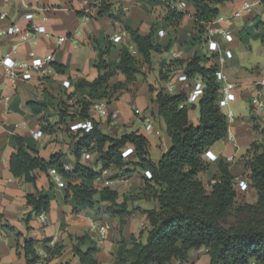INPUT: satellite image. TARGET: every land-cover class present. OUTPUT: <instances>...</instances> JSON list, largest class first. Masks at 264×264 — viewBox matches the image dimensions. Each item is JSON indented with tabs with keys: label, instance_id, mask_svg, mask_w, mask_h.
<instances>
[{
	"label": "trees",
	"instance_id": "obj_1",
	"mask_svg": "<svg viewBox=\"0 0 264 264\" xmlns=\"http://www.w3.org/2000/svg\"><path fill=\"white\" fill-rule=\"evenodd\" d=\"M164 1L168 3L164 19L169 25L176 26V31L186 12L173 6L180 1L193 4L197 9L193 39L205 42L206 26L221 13L219 5L233 0ZM94 5L99 6L98 16L109 15L119 19L118 15L111 12L112 4L109 0H97ZM85 14L84 11H77L78 16ZM124 27L138 55H133L127 44L121 47L118 60L106 58L108 48L99 49L95 64L97 77L92 81L82 78L76 82V89L67 95L69 98L77 97L78 103L71 107L63 100V106L56 109L58 124L68 127L74 120L91 118L90 106L94 101L115 95L118 97L123 86L132 83L137 74L143 73L140 64L151 65L153 53H164L171 49V42L162 45L155 41L156 26H152L147 35L127 24ZM238 37L248 50L252 48V40H260L264 44V21L256 17L252 24H246L239 30ZM55 67L59 72L64 71L62 65L55 63ZM218 68L216 56H210L206 52H195L188 58H178L171 62L162 61L160 77L163 81L173 72L184 70L191 79L201 77L205 87L204 94L198 101V124L190 119L191 107H181L187 99L186 91L169 94L164 86L158 90L154 99L158 105L157 115L165 119L171 139L170 148L162 154L158 162L150 157V142L145 135L137 131L120 136L111 135L105 133L101 123L95 119V128L91 132L72 134L75 137L72 152L76 157L72 171L64 170V164L70 160L64 159L62 152L54 153L48 160L44 159L23 136L15 135L18 150L10 157L11 172L37 185V170L48 172L51 167H56L68 180L65 187L66 198L73 196L82 207H94L96 204L109 202L108 210L120 219L121 226L126 223L130 214L127 205L129 199H156L159 208L145 210L151 226L147 231L146 241L142 240V234L131 237L129 241L122 237L118 242L114 264H172L173 261L185 264L188 262L189 252L201 248L208 250L210 264H264V126H253L263 139L253 142L243 155L246 164L243 174L257 191L256 202L237 203L236 176L228 161L219 160V172L213 176L215 182L211 184V189L198 176L209 166L203 157L205 151L228 137L229 122L218 105ZM119 73L125 76V81L111 83ZM47 104L45 101L29 102L35 114H40ZM91 142H95L94 149L97 154L94 164H101L102 169H122L131 163L136 168L150 169L152 178L146 179L144 190L134 196H125L123 201H119L120 195L116 190L95 187L94 181L101 172L91 164L80 161L82 152ZM129 144L135 147V154L131 159H125L121 152ZM132 171L127 170L125 174ZM27 203L32 207V213L25 219L27 228L30 229L32 214L47 212L51 207V197L37 187L36 194L27 195ZM3 218L0 213V221ZM8 227L18 237L23 235L14 226ZM85 238L76 237L75 255L79 257L81 264H99L96 258L99 247L96 244L85 250L81 248ZM50 240L51 238L45 239V243ZM36 244L35 239L24 240L23 249L28 264H38L42 260L60 255L64 250L61 243L48 245V256L43 258L38 253Z\"/></svg>",
	"mask_w": 264,
	"mask_h": 264
},
{
	"label": "crops",
	"instance_id": "obj_2",
	"mask_svg": "<svg viewBox=\"0 0 264 264\" xmlns=\"http://www.w3.org/2000/svg\"><path fill=\"white\" fill-rule=\"evenodd\" d=\"M109 1L112 4L111 12L118 15L119 19L109 15L98 16L99 6L94 5L97 0H0V30L13 23H20L26 27L29 21L25 19V14L34 12V22L45 25L53 35L47 37L45 34H35L38 41L36 45L31 42H20L16 52H13V44L16 40L8 36H0V59L7 53H12L17 60L30 59L31 52L41 56L53 53L55 56L54 68H56L55 63L64 67L63 72L58 71V75L52 73L45 80L35 77L33 80L19 82L15 85H11L6 79L0 82V213L4 216L0 221V264H28L23 249L26 238L37 240L36 248L43 258L48 256V245L54 246L56 243L64 245V250L60 255L42 260L38 264H65L67 262L81 264L79 257L74 253L77 236L86 237L81 243L82 249L85 250L94 244L99 247L96 254L99 264L115 263L118 242L122 237L129 241L131 237H139L142 234V240L146 241L147 231L151 226L145 210L159 208L156 199H129L127 205L130 214L126 218V223L121 226L120 219L109 212V202L96 204L94 207L78 205L73 196L66 198L65 188H59L52 183L49 171L37 170L39 177L38 183L35 185L26 181L24 177L15 176L10 169V157L18 150L15 135H20L26 139L28 144L34 146L39 156L44 159L48 160L54 153L62 152L63 158L70 160L66 162L70 164V171L73 170L75 155L72 152V144L75 137L64 124L57 123V105L63 100L66 92L71 93L76 89V82L79 79L84 78L92 81L97 77L98 71L95 64L99 49L108 48L109 53L106 58L118 60L121 47L125 44H132L124 24L138 29L143 35L149 34L152 26H156L155 41L162 45L171 42V49L164 53H153L151 65L141 66L143 73L137 74L135 80L130 83L133 88L132 92L122 94V90L119 91V96L109 104L108 108L109 112L113 113L109 121L113 120L114 124L103 120L101 121L102 129L105 133L116 132L119 136L132 131L145 135L150 142V157L155 162H158L162 154L170 148L169 135L167 139L164 136H157L159 130L154 123L159 122L163 117L157 115L158 105L154 101L158 90L155 89L151 92L150 85L153 84L156 88L164 86L162 84L164 81L160 77L161 63L164 60L171 62L173 60L172 52H179L180 58H188L195 52L200 54L206 52V41L201 42L197 38L193 39L194 17L197 9L191 3L182 9L178 8L179 2L173 6L186 12L176 31L174 30L176 26L169 25L164 19L168 11V3L164 0ZM245 2H249L251 7L238 17L244 19L243 24H252L256 17L264 21L263 0L228 1L219 5L220 14L231 16ZM257 3L261 4L259 10H255L253 7ZM77 11H84L86 14L78 16ZM5 12L7 13L6 17H2ZM228 25L238 40V32L242 29V24L239 25L234 20ZM160 29L165 30L163 36L158 33ZM76 34L80 39L78 46H75L72 41V36ZM61 35H68L69 40L59 44L58 37ZM116 35H122V41L115 42ZM230 45L233 48L235 42ZM255 68L258 67H241L236 54L233 59L228 60L225 67L231 80H244L248 85L256 81L264 70L259 67V72L255 73L253 70ZM64 79L72 81V86L68 91L62 87ZM125 79V76L119 73L111 80V83L125 81ZM124 94H127L126 98H123ZM244 100L242 96L241 100L233 104L235 110ZM31 101H45L48 104L40 114H35L29 106ZM133 102L137 103L135 107ZM137 109L140 110V115L136 114ZM239 113L240 116L233 125L235 138L232 140H229L228 137L223 139L226 141L224 148L215 150L216 144L211 147L218 154L219 160L227 161L228 156L236 155L242 149L240 145L242 138L245 139L244 137L252 136L254 133L243 151L239 152L240 157L236 155L235 161L230 164V169L236 177L243 174L241 172L243 166L238 163L239 159L248 151L253 142L260 141L262 137L259 131L253 128L251 118H245L244 113ZM145 119H149L153 124L152 130L145 129L143 123ZM190 119L194 124H198L200 116H192L190 113ZM136 123L137 125H135ZM39 128L43 129L44 136L40 140H35L31 132ZM60 132H64V134H60ZM150 134L154 135L153 140L150 138ZM152 154H157V157L153 158ZM219 160L208 162V168L199 173V178L205 184L215 182L213 176L219 172ZM80 161L92 164L100 172L103 170L101 164L95 165L91 161L86 162L82 156ZM107 169L110 170L113 179L127 175L128 173L125 174L127 170H136L130 180H127L125 176L124 183H115L110 187L119 193V201H123L125 196L135 195L144 190L146 178L143 171H137L139 168H136L132 163L122 169ZM111 171L115 173L113 174ZM65 180L68 183L66 178ZM94 184L95 187H104L96 180ZM211 184L210 187L207 186L208 189H211ZM37 187L51 197V207L44 213L45 223L40 220L39 215L33 213L29 223L31 228L28 229L25 219L28 214L32 213V207L27 203V195L36 194ZM241 194L247 202L257 201V191L251 185L247 191ZM105 224H109L110 229L106 237L102 238L100 230ZM8 226H14L23 235L18 237ZM47 238H51L49 243H45ZM210 263L208 250L201 248L191 250L188 262L185 264ZM172 264H179V262L173 261Z\"/></svg>",
	"mask_w": 264,
	"mask_h": 264
},
{
	"label": "built area",
	"instance_id": "obj_3",
	"mask_svg": "<svg viewBox=\"0 0 264 264\" xmlns=\"http://www.w3.org/2000/svg\"><path fill=\"white\" fill-rule=\"evenodd\" d=\"M186 6V1H180L178 3V8L180 9L185 8ZM250 7L251 4L249 2H245L242 7L237 9L231 16L219 14L206 26V54L210 56L215 55L218 60L219 68L216 73L217 80L220 83L218 105L226 115L229 122V140L235 138L233 133V125L236 119L240 116L234 109L233 104L241 100L242 96L244 99L249 97L250 108L252 110V125L254 126L257 124L259 126H264V70L256 81L248 85V83H246L244 80H231L225 69L228 60L233 59L235 56V51L230 44L235 42L236 35L228 24L233 22L234 17L241 16L245 10L249 9ZM6 15L7 13L5 12L2 14V17H6ZM24 17L29 21V24L26 27L22 26L20 23H13L0 30V36H8L16 40V42L13 44V52H16L20 42H31L33 45H36L38 41L34 36L35 34H45L47 37L53 36L45 25L34 22V12L26 13ZM158 33L160 36H163L165 34V30L160 29ZM67 40H69L68 35H61L58 37L59 44H62ZM72 41L75 46H78L80 44L79 35L76 34L72 36ZM114 41H122V35H116L114 37ZM129 46L132 54L138 55V51L135 46L132 44ZM171 55L173 60L180 58L179 52L174 51ZM54 61L55 56L53 53H48L44 56H41L35 52H31V58L28 60H17L14 58L12 53H7L0 59V82L3 79H6L11 85H15L19 82L33 80L35 77H40L45 80L52 73L58 75V71L53 66ZM164 82L165 91L169 94H177L182 91L187 92V99L181 104V107L194 105L204 94L205 84L203 79L201 77L191 79L184 70H177L173 72ZM71 86L72 82L70 79H64L62 81V87L65 91H68ZM68 93L69 92H66V94L63 96V100L66 101L71 107L76 106L78 103V98H69L67 95ZM116 99L117 95L113 96L112 98H103L94 101L90 106V113L92 117L70 122L68 127H66L67 130L71 134L82 135L85 132H91L95 128V119L100 123L103 120H105V122H110V116H112L113 113L109 112V104ZM63 100L59 102L60 104L58 103L57 109H60L61 106H63ZM135 112L138 115L141 114L140 110L138 109ZM143 123L146 130L153 129V124L149 119H145ZM109 124H114V121L112 120ZM31 135L35 140H40L44 136L43 129L39 128L37 130H32ZM262 139L263 136L261 137L260 141ZM94 146L95 142H91L89 147L84 149L82 152V158L84 161L90 162L93 160L95 155L97 156ZM121 154L123 158L131 159L133 154H135V147L129 144L122 149ZM235 156L236 155L228 156L227 161L230 163L234 162ZM203 157L207 160V162L219 160L218 154L215 153L212 148L207 149ZM70 169V164L65 163L64 170L70 171ZM49 175L51 176L52 183L57 187L65 188L67 186V182L63 173L56 167H51L49 169ZM143 175L146 179L152 178V172L150 169H144ZM242 175L243 176L238 175L235 179L237 198L242 192H245L250 188V182L248 178L246 175ZM96 181H98L104 187H112L115 183H124L126 178L125 176L121 175L117 179H113L110 170L103 169L101 170V174L96 179ZM39 218L42 222H46L44 213L39 214ZM109 229V224H105L101 228L100 235L102 238L106 237Z\"/></svg>",
	"mask_w": 264,
	"mask_h": 264
},
{
	"label": "rangeland",
	"instance_id": "obj_4",
	"mask_svg": "<svg viewBox=\"0 0 264 264\" xmlns=\"http://www.w3.org/2000/svg\"><path fill=\"white\" fill-rule=\"evenodd\" d=\"M260 5H261L260 3H257L253 7H254L255 10H259ZM223 15H225V14H223ZM234 20L239 25L242 24L243 27L245 26V24H243L244 23V19L243 18L234 17L233 21ZM251 45H252V48L250 50L246 49L245 48V45L238 38V40H235V45H234L233 49L235 50V54H236V56L238 58V63H239V65L241 67H250V68L251 67H254V66L255 67H258V68L253 69L255 71V73H258L259 70H260V68L261 69L264 68V44L260 40H252L251 41ZM140 65L142 66V64H140ZM162 84H165V82H162ZM161 87L162 86H160L159 88H156L155 85L151 84L150 85V91L152 92L155 89L159 90ZM132 91H133V88H132V85H130V84L122 87V94L123 93H127V92H132ZM126 96H127V94H124V97L123 98H126ZM133 105L135 107L137 105V103L136 102H133ZM190 107H191L190 113H191L192 116L193 115H195V116L196 115L197 116L199 115L200 116L199 102H196L195 103V107H192V105H190ZM233 107H235V106H233ZM236 110H237V112H238L239 115H240L239 112H241L242 114L243 113L245 114V118H251L252 110L250 108L249 97H247L244 101H242L238 105V108ZM154 124H155L156 128L159 130V134L157 136H164L167 139L168 138V134H167V124L165 122V119L162 118L159 122L156 121ZM135 125H137V123ZM60 134H64V132H60ZM110 134L111 135H115V136H119V134H117L116 132H112ZM252 136H254V133H253ZM252 136L251 135L250 136H246V137H244L245 139L242 138V142L240 144L242 146V149H240L237 152V154H236L238 157H240V155H241V154H239V152H242L243 151L244 147L252 139ZM150 138L153 140L154 135L153 134H150ZM225 146H226V141L220 140V141H218L216 143V145L214 146V149L217 150V149H219L221 147L224 148ZM152 157L153 158L157 157V154H152ZM95 159H96V155L93 158V160H91V163H94ZM73 160L74 161L76 160V157L75 156L73 157ZM238 163H241L242 164L243 169H242L241 172L244 173L245 172V169H246V164H245V161H244V159H243L242 156H241V159H239ZM137 171L142 172L143 169L142 168H139V169H137ZM111 172L113 174L115 173L114 171H111ZM135 172H136V170H134L133 172H131L132 174L125 175L127 177V180H130L131 175H133ZM241 176H243V175H241ZM210 184H211V182L206 183V185L208 187H210ZM93 185L95 186V184H93ZM132 196H134V195H132ZM243 197H244L243 194H240L239 197L237 198V200H238L237 203L247 202L246 199H244Z\"/></svg>",
	"mask_w": 264,
	"mask_h": 264
}]
</instances>
